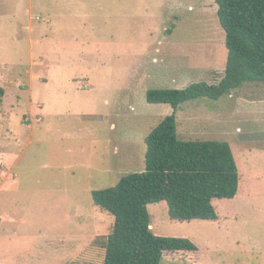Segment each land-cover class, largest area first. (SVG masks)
Returning <instances> with one entry per match:
<instances>
[{"label":"rangeland","instance_id":"rangeland-1","mask_svg":"<svg viewBox=\"0 0 264 264\" xmlns=\"http://www.w3.org/2000/svg\"><path fill=\"white\" fill-rule=\"evenodd\" d=\"M205 5V6H204ZM214 0H0V264L99 263L113 217L91 191L144 170V138L173 108L153 88L217 83L224 30ZM180 140L227 141L239 184L216 220L150 228L197 251L161 264H264V83L175 111Z\"/></svg>","mask_w":264,"mask_h":264},{"label":"trees","instance_id":"trees-1","mask_svg":"<svg viewBox=\"0 0 264 264\" xmlns=\"http://www.w3.org/2000/svg\"><path fill=\"white\" fill-rule=\"evenodd\" d=\"M227 51L217 83L197 81L183 88H153L148 103H166V115L144 138V170L122 175L112 186L91 191L93 204L113 217L103 260L94 264H161L164 252H193L186 237L160 236L150 228L147 205L167 203L172 220H216L213 200L233 198L239 173L227 141L180 140L175 111L197 98L217 100L245 83H264V0H214ZM3 89L0 88V99ZM75 264H91L80 262Z\"/></svg>","mask_w":264,"mask_h":264},{"label":"crops","instance_id":"crops-1","mask_svg":"<svg viewBox=\"0 0 264 264\" xmlns=\"http://www.w3.org/2000/svg\"><path fill=\"white\" fill-rule=\"evenodd\" d=\"M205 6V5H204ZM215 10H217V5H216V8H214Z\"/></svg>","mask_w":264,"mask_h":264}]
</instances>
